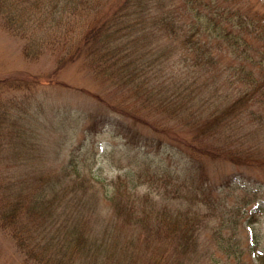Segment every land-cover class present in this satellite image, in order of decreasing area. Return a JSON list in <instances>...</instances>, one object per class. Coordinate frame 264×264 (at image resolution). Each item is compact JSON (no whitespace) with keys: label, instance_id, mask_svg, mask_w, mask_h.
Returning <instances> with one entry per match:
<instances>
[{"label":"trees","instance_id":"1","mask_svg":"<svg viewBox=\"0 0 264 264\" xmlns=\"http://www.w3.org/2000/svg\"><path fill=\"white\" fill-rule=\"evenodd\" d=\"M0 25L21 41L25 60L37 62L49 51L55 76L78 63L96 82L119 93L114 105L107 103L116 113L176 120L201 145L193 150L203 156L264 168V0H0ZM174 53L182 55L188 70L179 72L182 82L178 78L166 86L160 79ZM218 55L227 59L226 66ZM197 92L211 104L196 100ZM247 116L251 123L245 122ZM4 121L0 116V134ZM251 135L258 136V143L245 141ZM71 170L79 179L77 164L69 160L63 165L65 181L62 175L48 177L42 191L29 198L23 187L15 191L11 183L0 189V228L35 264H94L90 254L110 249L86 235L71 213L51 229L57 223L54 204L60 189L69 186ZM122 182L119 177L115 183L120 186L112 203L119 217L130 209L132 218L136 200L122 201ZM124 187L133 197L129 183ZM159 215L151 210L145 218L163 219ZM198 215L191 206L169 221L167 236L182 252L195 248ZM219 215L217 246L226 262L264 264V254L257 251L246 262L239 236L244 221L229 212ZM41 219L43 225L50 220V227L36 226ZM254 222L251 215L248 223ZM77 254L84 256L79 263L73 259Z\"/></svg>","mask_w":264,"mask_h":264},{"label":"rangeland","instance_id":"2","mask_svg":"<svg viewBox=\"0 0 264 264\" xmlns=\"http://www.w3.org/2000/svg\"><path fill=\"white\" fill-rule=\"evenodd\" d=\"M21 45L0 25L1 119L5 116L0 134V189L11 183L15 191L23 187L28 198L38 195L46 178L62 175L65 181L63 165L73 160L80 177L70 171L69 186L60 189V199L54 204L57 223L51 229L71 213L72 222H78L86 235L110 247L88 256L94 264L229 263L217 246L221 239L219 214L225 212L244 221L239 236L246 262L252 251L264 254V168L203 156L193 150L201 145L176 120L157 114L116 113L107 103L114 105L119 93L96 82L78 63L55 76L51 52L29 62L21 54ZM221 62L226 66L228 61ZM186 63L182 55L174 53L162 83L169 86L181 78L179 72L188 70ZM197 94L196 100L205 101L206 107L211 104L203 100L205 94ZM245 122L251 123L248 116ZM250 138L258 143V136H247L249 144ZM261 142L264 144L263 132ZM119 177L124 181L122 201L136 200L132 218L130 209L119 217L112 203ZM125 182L133 197L126 195ZM191 206L199 214L197 243L194 250L182 252L166 230L169 221L177 220ZM151 210L163 219L145 218ZM190 213L193 216V210ZM251 215L254 223H248ZM41 222L36 226L50 227V220L46 225ZM183 233L176 234L183 237ZM116 244L114 250L111 246ZM83 258L77 254L73 259L79 263ZM0 264H35L1 228Z\"/></svg>","mask_w":264,"mask_h":264}]
</instances>
